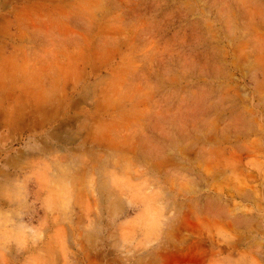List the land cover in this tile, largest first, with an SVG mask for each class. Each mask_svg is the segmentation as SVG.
Here are the masks:
<instances>
[{
  "label": "rangeland",
  "instance_id": "374dc122",
  "mask_svg": "<svg viewBox=\"0 0 264 264\" xmlns=\"http://www.w3.org/2000/svg\"><path fill=\"white\" fill-rule=\"evenodd\" d=\"M0 264H264V0H0Z\"/></svg>",
  "mask_w": 264,
  "mask_h": 264
},
{
  "label": "clouds",
  "instance_id": "9594fccd",
  "mask_svg": "<svg viewBox=\"0 0 264 264\" xmlns=\"http://www.w3.org/2000/svg\"><path fill=\"white\" fill-rule=\"evenodd\" d=\"M0 72H3V68L2 67H0Z\"/></svg>",
  "mask_w": 264,
  "mask_h": 264
}]
</instances>
